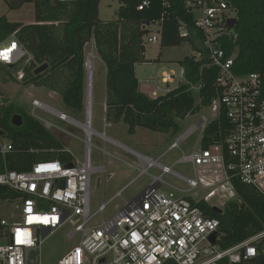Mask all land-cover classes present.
<instances>
[{"label": "built area", "instance_id": "1", "mask_svg": "<svg viewBox=\"0 0 264 264\" xmlns=\"http://www.w3.org/2000/svg\"><path fill=\"white\" fill-rule=\"evenodd\" d=\"M53 1L72 3L75 0ZM147 6L148 2L144 0L137 9L142 11ZM163 7L167 10L168 3L165 2ZM185 7L194 16V27L203 35L202 59L206 60L207 67L216 70L215 84L221 92L209 107L216 119L223 113L229 124L222 144L196 149L210 123L204 117L171 143L168 151L180 150L181 143L200 130L193 150L177 160V164L188 165L192 170L193 177H185L162 165L160 159L140 156L95 132L92 96L88 101L87 91L83 110L78 114L83 115V122L39 100H32L30 117L65 143L72 139L80 141L84 157L76 158L68 149H63L70 158L68 164L58 160L41 161L28 172L6 169L0 172V208L12 202L20 203L17 218L9 220L0 215V264H42L40 250L45 238L64 224L72 225L68 238L77 241L56 264H217L223 259L235 264L257 256L255 244L264 237V231L222 250L216 244L219 221L206 217L197 204L202 202L214 208L216 206L210 205L209 200L218 198L224 208L236 201L234 182L264 196V98L261 97L260 79L257 74L236 75L232 70L234 58L227 57L220 47V38L230 35L235 18L224 0H185ZM162 21L149 23L148 28L158 27L157 34L149 37V43H160ZM179 29L181 37H187L188 32L181 22ZM33 62V55L15 40L14 35L0 43L1 65L24 67ZM16 78L23 80L24 72L19 71ZM176 79V86L169 87ZM138 84L154 85L151 97L145 95L156 99L176 90L179 85H188V82L181 67L177 78L173 72H165L161 76L162 86L155 81H139ZM198 90L197 85L190 87L192 96ZM36 110L51 116L57 123L38 119L34 116ZM103 114L105 120V106ZM78 133L83 138H79ZM94 138L136 157L138 176L148 175V170L153 168L161 172L159 176L150 177L149 186L136 198L125 203L108 221L102 220L99 224L94 223V219L104 214L107 204H101L97 212L91 214L92 176L104 172L103 167L92 165ZM11 151V143L0 140V157L4 159ZM102 152L104 157L116 158L104 149ZM162 176L179 180L186 190L164 182ZM163 185L173 191L168 195L159 192L158 188ZM197 189L206 192L200 201H188L174 195V192ZM213 234L215 243L211 244L209 238Z\"/></svg>", "mask_w": 264, "mask_h": 264}, {"label": "trees", "instance_id": "2", "mask_svg": "<svg viewBox=\"0 0 264 264\" xmlns=\"http://www.w3.org/2000/svg\"><path fill=\"white\" fill-rule=\"evenodd\" d=\"M102 0H75L59 3L53 0H22L33 3L34 21L30 24L10 22L0 18V43L14 35L34 57V62L24 66L25 85L43 87L61 96L67 110L80 114L86 96V68L84 47L94 42L96 55L105 67V120L122 122L129 134L142 128L154 133L176 134L177 121L208 107L220 95L215 84L216 70L207 67L202 59L203 35L194 27V16L185 7V0H146L148 6L137 8L144 0H115L119 8L115 19L101 22L98 6ZM235 18L228 37L219 40L227 57L234 58L236 75L257 74L261 97L264 98V0H224ZM167 2L169 8L164 9ZM163 19L160 24V46L174 47L186 41L196 56H185L179 61L185 70L188 85L166 95L151 99L139 90L134 67L145 60L143 38L148 35L149 23ZM181 22L188 32L182 38ZM145 27V28H144ZM48 69L35 75L37 68ZM0 67V71L8 66ZM199 86L195 100L190 91ZM20 115L22 123L13 126L11 118ZM0 130L12 145L5 160L0 157V171L5 161L7 169L14 172L30 171L35 163L58 160L68 164L62 143L40 123L13 105H0ZM229 124L223 113L210 122L203 132L201 148L221 145ZM237 200L228 203L220 214L205 203L197 206L204 215L219 221L216 244L222 250L233 247L264 231V196L253 188L234 182ZM257 256L235 264H264V237L256 244ZM217 264H232L223 259Z\"/></svg>", "mask_w": 264, "mask_h": 264}, {"label": "rangeland", "instance_id": "3", "mask_svg": "<svg viewBox=\"0 0 264 264\" xmlns=\"http://www.w3.org/2000/svg\"><path fill=\"white\" fill-rule=\"evenodd\" d=\"M119 8L118 1L102 0L98 6V19L101 22H108L115 19V13ZM197 15V14H196ZM5 17L10 22H18L29 24L34 21L33 3L22 2V0H0V18ZM149 33L143 39L145 46V56L148 63H138L135 65V77L138 81H155L161 85V76L166 72H173L178 76L180 71L179 61L185 56H196L195 50L186 41L174 47H161L160 43H149V37L155 36L158 27L150 26ZM93 56L92 60V76H91V96H92V126L95 132L104 134L110 140L117 142L133 152L147 158H160V163L170 167L174 172L185 177H193L190 166L177 164V160L182 154H189L195 142L200 135V130L188 137L180 145V150L174 149L167 151L169 145L181 136L188 128L196 124L202 117L207 122L214 121L216 114L210 111V107H202L195 114L188 115L184 120L177 121L179 130L176 134L170 133H154L146 129L138 128L134 134H129L127 126L121 121L118 123H108L104 120L103 107L105 99V68L94 50L93 42L90 41L84 47L85 61L88 55ZM3 68V66H0ZM22 66L7 67L6 70L0 71V104L4 106L13 105L16 111H21L27 116H31L32 100H39L50 108L62 112L80 122H83V115L70 113L65 107L60 95L55 94L43 87H34L25 85L21 80H17L16 76L22 70ZM86 68V63H85ZM87 74V73H86ZM87 80V75H86ZM177 84L170 85L174 88ZM142 93L151 97L154 85H140ZM195 103L199 104L197 94L193 93ZM34 116L42 121H48L53 124L57 121L51 116L36 110ZM60 126L64 124L59 123ZM79 138H83L82 134H77ZM2 141H8L6 136H2ZM61 142H64L60 138ZM199 145L196 146L198 149ZM63 149H68L76 158L84 157L83 144L75 139L63 143ZM99 149V150H98ZM102 149L108 154L116 158L104 157ZM91 161L95 168H104L103 173H96L92 176L90 189V211L94 215L101 204H107L104 214L96 216L94 223L99 224L102 220L108 221L118 209L123 208L125 203H129L143 192L151 181V176H159L160 171L157 169L148 170V175H139L136 167L138 160L136 157L119 150L111 144L105 143L98 138H94L91 147ZM132 165V166H131ZM135 167V168H134ZM130 183V181H132ZM162 180L177 189L185 190L186 186L179 180L169 176H162ZM127 186V187H126ZM125 187V188H124ZM124 188V189H123ZM123 189L121 194L114 198L115 194ZM173 190L163 185L159 192L168 195ZM176 197H190L194 201H200L205 195V191L197 189L193 192L175 193ZM222 202L218 198L209 200L210 205H215L221 211ZM20 206V204H16ZM6 213L10 215L17 214L13 205L6 209ZM8 218V216H6ZM73 229L72 225L64 224L54 233L47 236L41 246L40 260L42 264H56L57 261L65 255L76 243L77 240H70L68 234Z\"/></svg>", "mask_w": 264, "mask_h": 264}, {"label": "crops", "instance_id": "4", "mask_svg": "<svg viewBox=\"0 0 264 264\" xmlns=\"http://www.w3.org/2000/svg\"><path fill=\"white\" fill-rule=\"evenodd\" d=\"M33 23V22H32ZM23 24V23H22ZM30 24V23H29ZM149 30V29H148ZM145 38V37H144ZM92 42H93V40H91ZM93 45H94V42H93ZM86 46V45H85ZM144 57H145V60H149L148 58H146V56H145V53H144ZM101 61V60H100ZM102 62V61H101ZM103 64V63H102ZM104 65V64H103ZM105 68V67H104ZM134 71H135V67H134ZM105 74H106V72H105ZM138 80V79H137ZM145 81H148V80H145ZM139 82V81H138ZM172 85V84H171ZM138 86H139V90H140V85L138 84ZM169 87H170V85H169ZM141 91V90H140ZM199 100V99H198ZM104 101H105V99H104ZM197 104V103H196ZM198 123V122H197ZM189 129V128H188ZM187 129V130H188ZM186 130V131H187ZM185 131V132H186ZM0 132L1 133H3L1 130H0ZM136 132V131H135ZM184 132V133H185ZM183 133V134H184ZM182 134V135H183ZM4 135V133L2 134V135H0V140H1V138H2V136ZM60 140V139H59ZM2 141V140H1ZM61 141V140H60ZM7 142H9V141H7ZM62 143V146H63V142H61ZM173 143V142H172ZM195 144H196V142H195ZM170 146V145H169ZM199 147H201V144H199ZM169 148V147H168ZM171 151V150H170ZM166 152H168V149H167V151ZM7 156V155H6ZM6 156L4 157V160H5V158H6ZM2 158V157H1ZM150 158V157H149ZM161 158V157H160ZM160 158H156L155 160H157V159H160ZM151 159H153V158H151ZM177 163V162H176ZM4 169H6V170H8L7 169V166H6V163H5V161H3V169L0 171V172H2V171H4ZM153 169H157L158 171H159V169L158 168H153ZM151 170V169H150ZM9 171V170H8ZM28 172V171H27ZM160 174H161V172H160ZM153 176V175H152ZM169 177H171V176H169ZM175 179V178H174ZM133 182V180L132 181H130V183H132ZM151 182V181H150ZM150 184V183H149ZM127 187V186H126ZM125 188V187H124ZM123 188V189H124ZM161 187H159L158 188V190L160 189ZM123 189H121L120 191H118L116 194H115V196H114V198L115 197H117V195L118 194H121V192L123 191ZM180 190H182V189H180ZM186 190V189H185ZM184 190V191H185ZM195 191V190H194ZM191 192H193V191H191ZM171 193V192H170ZM175 193H177V194H179V193H185V192H174V195H175ZM188 193H190V192H188ZM175 197H176V195H175ZM176 198H179V197H176ZM183 198V197H182ZM184 198H186L188 201H194V199H191L190 197H184ZM13 200L14 199H16V197H13L12 198ZM202 203V202H201ZM16 204H20V203H18V202H12V203H9V204H6V205H3L1 208H0V215L2 216V217H5L6 218V216H8V218L7 219H9V220H12V218H17V216L19 215V208H20V206H18L19 208H17V206H16ZM13 205V207H14V210H16L17 211V214H16V216L15 215H10V213H6V209L8 208V207H10V206H12ZM216 208H218V207H216ZM225 208V207H224ZM219 209V208H218ZM13 216V217H12ZM101 263H103V261L101 262Z\"/></svg>", "mask_w": 264, "mask_h": 264}, {"label": "water", "instance_id": "5", "mask_svg": "<svg viewBox=\"0 0 264 264\" xmlns=\"http://www.w3.org/2000/svg\"><path fill=\"white\" fill-rule=\"evenodd\" d=\"M232 23H234V21H232ZM233 25V24H232ZM231 25V26H232ZM145 28V27H144ZM46 69H48V66L45 64V65H43V66H41V67H39V68H37L36 69V71H35V75H37V74H39V73H41L42 71H44V70H46ZM21 123H22V119H21V116L20 115H17V114H15L12 118H11V124L13 125V126H20L21 125ZM3 133H1L0 132V135H2ZM213 211L215 212V213H218V214H220L222 211L220 210V209H218V208H216V207H214L213 208ZM209 240H210V242H211V244H214L215 243V234H213V235H211L210 236V238H209ZM103 260H101L100 262H102Z\"/></svg>", "mask_w": 264, "mask_h": 264}, {"label": "bare ground", "instance_id": "6", "mask_svg": "<svg viewBox=\"0 0 264 264\" xmlns=\"http://www.w3.org/2000/svg\"><path fill=\"white\" fill-rule=\"evenodd\" d=\"M92 60L93 56L90 54L88 55L87 61H86V75H87V86H86V91H87V100L90 101L91 97V76H92Z\"/></svg>", "mask_w": 264, "mask_h": 264}, {"label": "snow or ice", "instance_id": "7", "mask_svg": "<svg viewBox=\"0 0 264 264\" xmlns=\"http://www.w3.org/2000/svg\"><path fill=\"white\" fill-rule=\"evenodd\" d=\"M5 58H7V57L5 56Z\"/></svg>", "mask_w": 264, "mask_h": 264}]
</instances>
